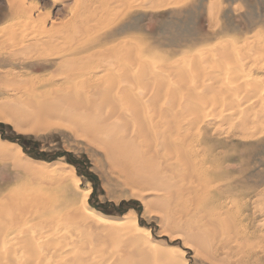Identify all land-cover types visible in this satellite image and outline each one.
I'll use <instances>...</instances> for the list:
<instances>
[{
	"label": "bare ground",
	"instance_id": "1",
	"mask_svg": "<svg viewBox=\"0 0 264 264\" xmlns=\"http://www.w3.org/2000/svg\"><path fill=\"white\" fill-rule=\"evenodd\" d=\"M53 1L64 3L57 17L48 23L50 12L41 11L37 4L5 0L7 10L0 17L18 21L10 25L12 33L0 35V120L13 123L18 130L37 132L65 124L99 146L123 183L131 180L140 187L146 207H156L166 230L181 236L193 254H215L219 249L223 252L232 242L241 244L238 251L250 244L248 224L252 218L262 216L256 227L264 225V169L252 155L231 149L239 143L230 137H259L264 130V98L248 105L244 102L242 109L232 111L229 120L235 132L230 128L224 138L211 141L207 147L204 139H190L183 134L184 129L181 134L178 127L172 126L183 109H178L179 105L174 110L173 90L190 103L209 96L211 91L215 103L239 105L240 98L236 100L234 93L241 86L232 89L220 84L223 78L219 74H208L210 82L200 84L198 89V85H188L179 74H185V69L180 70L177 64H150L147 54L154 52L135 37L113 38L116 20L130 9L161 6L170 0ZM71 26L73 33L68 29ZM111 49H117L118 54V49H125L120 55L123 59L116 57L104 63L109 52L117 54ZM218 54L220 58L230 56L225 46ZM54 55L58 60L52 58ZM20 56L24 59L16 61ZM8 64L13 68L3 70ZM35 70L42 71L33 74ZM169 73L178 82L175 89L168 85L165 76ZM241 84L247 89L254 81ZM140 85L145 90L135 93ZM165 93L172 96L160 108L157 103L167 99ZM198 104H189L192 114L200 110ZM148 107L153 116L147 122L142 116ZM5 147L1 146L0 156L7 153ZM52 181L57 187L61 184L56 177ZM35 191L0 196V246L7 244L0 249V264H187L173 257L172 250H153L152 254L144 248L139 234H145V229L134 220L132 232L121 218L104 216L93 208L79 211L71 204L66 188L59 195ZM201 194L217 207L208 209L201 204ZM227 200L235 202V207L226 205ZM222 229L223 236L219 233ZM251 247L263 250L264 244Z\"/></svg>",
	"mask_w": 264,
	"mask_h": 264
},
{
	"label": "rangeland",
	"instance_id": "2",
	"mask_svg": "<svg viewBox=\"0 0 264 264\" xmlns=\"http://www.w3.org/2000/svg\"><path fill=\"white\" fill-rule=\"evenodd\" d=\"M27 2L37 4L41 11L48 10L50 12L48 23L51 19L57 17V12L61 8V4L64 3L54 2L53 0H27ZM6 10L5 0H0V14ZM35 12L38 13L37 11ZM128 13H126L127 15L125 14V17L122 15L120 19L116 20L118 22L113 28V32H115L113 38L133 36L135 38H132L138 41L139 44L148 45L149 52H154L147 54L150 64L156 65V67L167 65L168 63L177 64L180 70L185 69V74L181 72L179 74L185 77L188 85L193 87L198 85V89L200 84L210 82L209 77H207L208 74H219V77L223 78L221 79L222 81L220 80L222 85L232 89H236L238 86L242 88L234 93L236 100L240 98L239 105L237 103L217 104L210 97L214 95L211 91L208 93L209 96L207 95L201 99V104L199 99H195L191 103L188 101V103L186 100L184 101L186 98L180 92L179 94L176 90H173L176 100H174V110L180 105L178 109L183 108L182 110L184 111L180 110V115L177 114L178 117L176 115L172 126L175 129L178 127L181 134L184 129L186 132L183 130V134L190 136V139H200V141L204 139L208 142L206 146L210 147L211 141L217 142V139L224 138L226 131L230 130V128H233L230 131L235 130L234 126H230L231 121L229 118L238 111L237 108L242 109L246 103L247 105L250 102L253 103L252 100L254 102L258 100L259 102L264 98V0H170L169 3L161 6L133 8ZM60 17L62 18V16ZM9 18L0 17L1 37L10 32L12 33L10 25L18 21V19ZM7 23L9 25H5ZM73 28L71 26L68 29L72 31ZM6 38L7 36L4 39ZM223 46L228 48L229 58L219 57L220 54L218 53L221 52ZM144 49L146 48L144 47ZM111 50H116L117 52V49ZM118 50H120L119 54L118 52L117 54L109 52L103 62H108L116 57L122 60L121 51L125 52V49ZM140 53L142 55V52ZM23 57H17L15 60L21 61L24 59ZM52 58L58 60L55 55ZM231 61L234 63L233 65H230L232 64ZM194 63L199 66L196 68ZM2 68L3 70H8L13 68V66L8 64ZM21 70L28 73L27 68ZM41 71L35 70L31 72L37 74ZM170 73L165 77L169 78V87L175 89L178 82L174 81V77ZM60 77L61 75L59 74L58 78ZM244 81L245 83L254 81V84H252L253 86L247 85L246 89L241 84ZM143 88L142 85L140 87L136 86L134 92L138 91L137 93H140L141 89V91L145 90ZM77 89L82 88L78 86ZM149 89L153 90V87ZM166 91L167 89L163 90V93ZM165 94L166 96L164 94L163 96L167 97V99L164 97L162 99L165 102H162V105L157 103L160 108H163L164 104H167L166 101H169L172 96L168 93ZM246 94L248 95L245 96ZM254 97H257L256 100ZM182 99L186 104L181 101ZM189 104H193L191 107L198 104L196 107L200 110L193 113L195 117L189 111L191 109ZM233 106L234 109H232ZM211 111L215 113V116ZM151 113L150 107L144 111L145 115L142 117H144L145 121L148 122V119L153 116ZM230 113L232 114L230 115ZM223 122L225 123L223 124ZM181 124L185 126H178ZM63 125L64 127H53L38 132L23 131L15 128L11 122L0 120V151L1 146L5 147L6 145L5 153L7 152L5 155L0 156V196L6 192L14 193L15 191V193H18L24 190H36L35 193L49 194L54 191L56 195H59L66 188L69 191L71 204L75 208L78 207L79 211L86 212V208L87 210L93 208L104 216L121 218L130 230L133 228L134 220L138 226L145 229V234L141 233L139 235L142 236L141 239L144 241L143 247L151 251L152 254H154L155 250L161 252H171L172 250L173 257L182 260V262L184 260L187 264H264V249L251 247L252 245L264 244V238L262 239L264 237V225L260 228L256 227V223L263 218L262 216L256 215V217L252 218L253 222L248 224L250 244H245L247 246L242 250L238 251L241 244L232 242L223 252L219 249L215 254L210 252L206 255L193 254L191 249L184 244L185 242L181 236L166 230L165 221L161 217L162 213L156 207H150V205L146 207L148 205L145 204L146 199L142 197L144 192L140 187L134 184V181L131 183V180L127 184L123 183L124 181L118 172L109 166L99 146L90 142L83 135L73 132L69 126ZM216 131L219 134L215 133ZM193 134L194 136H191ZM236 137H230L232 142L239 143L236 148L231 149L238 153L248 154L247 156L252 155L253 161L259 163V168L264 169V130L257 138L246 140ZM16 145L20 147V152L17 151ZM22 148L29 152H24ZM223 148L225 149V147ZM217 149L221 148L218 147ZM33 154H38L39 157ZM85 168L96 176L95 182L83 172ZM55 177L61 181L58 187L52 181ZM85 191L87 196L83 197ZM122 202H128L129 204L126 210L121 212L120 209L123 208L119 205ZM225 202L226 205L230 207L234 205L235 207V202L231 203L229 200ZM200 203L204 204L208 209L217 207L216 203L210 201L202 194L200 195ZM99 206H101V209L98 208ZM238 207L239 209L241 208L239 205ZM246 207L249 215H251L252 206L248 203ZM218 222V226L221 229L222 218H219ZM219 233L222 236L225 234L223 229ZM211 234L212 232L208 234L210 240L213 237ZM2 244L4 245V243ZM242 252L246 253V255L240 256ZM236 256L240 260H237Z\"/></svg>",
	"mask_w": 264,
	"mask_h": 264
},
{
	"label": "trees",
	"instance_id": "3",
	"mask_svg": "<svg viewBox=\"0 0 264 264\" xmlns=\"http://www.w3.org/2000/svg\"><path fill=\"white\" fill-rule=\"evenodd\" d=\"M31 155H32V153H31ZM34 156H36V157H39V155L38 154H33ZM83 172L84 173H86L88 176H89V178H91V180L93 181V182H95L96 181V176L94 175V174H91L89 171H87L86 170V168L83 170ZM134 202V201H133ZM128 202H122L119 206L120 207H122L123 209H120V211L122 212V211H125L126 210V208H127V206H128ZM99 209H101V206H99L98 207ZM103 210V209H102ZM104 212H105V210H103Z\"/></svg>",
	"mask_w": 264,
	"mask_h": 264
},
{
	"label": "water",
	"instance_id": "4",
	"mask_svg": "<svg viewBox=\"0 0 264 264\" xmlns=\"http://www.w3.org/2000/svg\"><path fill=\"white\" fill-rule=\"evenodd\" d=\"M22 150H23L24 152H26V153L29 152V151H26V149H24V148H22Z\"/></svg>",
	"mask_w": 264,
	"mask_h": 264
}]
</instances>
